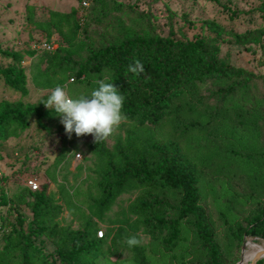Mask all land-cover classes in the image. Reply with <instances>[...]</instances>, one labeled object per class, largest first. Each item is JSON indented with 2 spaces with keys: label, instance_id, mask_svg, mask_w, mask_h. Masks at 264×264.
Segmentation results:
<instances>
[{
  "label": "rangeland",
  "instance_id": "obj_1",
  "mask_svg": "<svg viewBox=\"0 0 264 264\" xmlns=\"http://www.w3.org/2000/svg\"><path fill=\"white\" fill-rule=\"evenodd\" d=\"M85 1L87 7L83 5ZM94 1L0 0V44L12 51L36 50L38 56L42 55L45 43H51L55 49L66 47L57 33L49 38L37 28V23L48 21L52 11L69 13L73 9L78 10L83 29L88 33L87 36L80 34L79 46L80 41L100 46L114 40L119 35L118 19L141 33L151 31L184 40L212 36L207 22L220 24L226 29L225 35L264 29V0H115L124 5L123 9L103 19V24H92L89 19ZM232 11L237 14L232 16ZM222 39L221 58L259 78L224 103L217 95L221 83L198 84L175 102L178 107L175 115L159 125L138 128L136 135L144 140L179 144L187 159L201 172V203L208 212L222 254L230 264H243L248 242L264 245L263 237L245 236L243 240L238 237V228L247 227V219L264 207V46H239L232 38ZM86 47L80 48L75 56L77 60L88 54ZM38 56H26L23 63L29 95L22 98L1 84L0 100L22 99L27 104H39L51 95L52 90L38 89L33 84L31 68ZM0 62L4 63L1 59ZM45 68L43 63L42 69ZM72 77L76 78L74 72H68L63 87L74 98L90 94L99 81L93 78L91 83H71ZM109 77L105 73L102 80L107 82ZM56 115L44 120L47 130L36 117L30 118L29 130L0 144V195L3 193L7 200L19 202L29 189V180L35 179L41 187L49 185V192L56 198L62 196L63 226L88 229L91 234L100 230L108 233L112 229V235L105 242L107 252L92 255L95 264H140V253L145 256V264H204L207 253L201 247L191 218L182 222L178 245L168 252L163 247L166 232L152 234L143 223L146 210L135 207L141 190L121 195L108 209L99 204L103 177L97 166L94 136L77 137L73 133L70 137ZM123 123L104 139L108 149L112 150L119 136L125 135ZM189 123L195 126L184 131ZM61 185L65 186L63 190ZM156 193L172 206H179V191ZM18 213L25 218L27 227V221L32 218L29 208L10 209L9 205H0V244L4 241L3 235L17 226ZM168 213L170 218L177 216L175 210ZM132 236L141 243L129 248L126 240ZM36 245L51 261L60 264L51 242L38 239ZM260 252L263 251H248L249 262Z\"/></svg>",
  "mask_w": 264,
  "mask_h": 264
},
{
  "label": "trees",
  "instance_id": "obj_2",
  "mask_svg": "<svg viewBox=\"0 0 264 264\" xmlns=\"http://www.w3.org/2000/svg\"><path fill=\"white\" fill-rule=\"evenodd\" d=\"M262 4L264 13V1ZM123 7L115 0H95L89 22L103 24V19ZM236 14L234 11L231 13L232 16ZM207 25L211 28L212 36L184 40L151 31L141 33L118 19L119 35L114 40L100 46L80 41L79 46L80 34L87 36L88 33L83 29L78 10L73 9L69 13L52 11L49 20L37 23V28L49 38L57 33L66 47L61 46L55 51L43 49L42 55L38 56L36 50L12 51L3 49L0 44V59L5 63L0 62V85L10 88L22 98L29 95L28 75L23 65L26 56H38L31 73L34 86L42 90L64 86L68 72H74L76 76L71 78V83H91L93 78L102 80L104 74L108 73L110 77L107 82L115 83L126 97L124 112L127 120L123 123L125 135L119 136L112 150L105 146L104 139L94 145L97 166L103 177L100 182L103 196L99 204L108 209L121 195L141 190L135 207L146 210L143 223L152 234L166 232L163 238L166 251L171 252L177 247L182 222L191 218L201 247L207 253L204 264H230L222 254L208 212L201 203L200 170L187 159L178 143L144 140L136 135L138 128L147 124L159 125L175 115L178 111L175 102L198 84L221 83L217 95L224 103L259 78L221 58V44L222 38L228 37L239 46H264V29L225 35L226 29L220 24L207 22ZM85 47L88 54L77 60L75 56L80 48ZM137 60L144 66V72L140 75L129 71V66ZM43 63H46L45 69H42ZM48 97H44L39 104H27L22 99L0 100V144L18 138L29 130V119L32 117H36L47 130L44 120L56 114L51 113L44 104ZM185 126L184 131H188L195 124ZM60 187L62 190L65 188ZM172 190L181 193L179 206H172L156 193ZM60 199H63L62 196L56 198L49 192L47 184L38 191L29 188L27 193L21 195L19 202L7 200L3 193L0 195L1 206L9 205L10 209L26 206L32 213L27 227L25 218L18 213L17 226L3 235L0 264H57L37 247L38 239H46L55 246L60 264H95L92 255L107 252L105 242L113 230L110 229L105 238L99 239L98 231L91 234L88 229L74 230L70 226H63L60 218L64 208ZM169 210H175L177 216L168 217ZM245 236L264 238V207L254 217L247 219V227L238 228L240 240ZM138 259L140 264L146 263L141 253ZM258 264H264V260Z\"/></svg>",
  "mask_w": 264,
  "mask_h": 264
},
{
  "label": "clouds",
  "instance_id": "obj_3",
  "mask_svg": "<svg viewBox=\"0 0 264 264\" xmlns=\"http://www.w3.org/2000/svg\"><path fill=\"white\" fill-rule=\"evenodd\" d=\"M129 71L140 75L144 72V66L137 60L134 65L129 66ZM125 102V95L115 83L99 80L90 94L78 98L72 97L63 86L58 85L44 104L51 113L57 114L55 117L61 119L70 137L73 133L77 137L92 135L98 143L110 137L114 129L127 120ZM140 243L135 236L126 240L129 248L139 246Z\"/></svg>",
  "mask_w": 264,
  "mask_h": 264
},
{
  "label": "built area",
  "instance_id": "obj_4",
  "mask_svg": "<svg viewBox=\"0 0 264 264\" xmlns=\"http://www.w3.org/2000/svg\"><path fill=\"white\" fill-rule=\"evenodd\" d=\"M83 5L84 6H88V3L85 1V2H83ZM43 49L44 50H48V51H55L56 49L55 48H53L52 46H51V43L50 44H48V43H45L44 45H43ZM73 81V80H72ZM28 187L32 190V191H38L39 189H40V183H38V181L37 180H35V179H31V180H29V182H28ZM4 231V230H3ZM97 235H98V238L99 239H103V238H105V236H106V232L104 231V230H100V231H98L97 232Z\"/></svg>",
  "mask_w": 264,
  "mask_h": 264
},
{
  "label": "bare ground",
  "instance_id": "obj_5",
  "mask_svg": "<svg viewBox=\"0 0 264 264\" xmlns=\"http://www.w3.org/2000/svg\"><path fill=\"white\" fill-rule=\"evenodd\" d=\"M247 246L249 248L248 251H255V252L263 251L260 253H264V245L256 246V243L250 241V242H248ZM248 251H246V253H245L243 264L249 263Z\"/></svg>",
  "mask_w": 264,
  "mask_h": 264
},
{
  "label": "water",
  "instance_id": "obj_6",
  "mask_svg": "<svg viewBox=\"0 0 264 264\" xmlns=\"http://www.w3.org/2000/svg\"><path fill=\"white\" fill-rule=\"evenodd\" d=\"M245 247L244 246V250H245ZM264 258V253H259L257 254L252 261H250L248 264H257L260 260H262Z\"/></svg>",
  "mask_w": 264,
  "mask_h": 264
}]
</instances>
